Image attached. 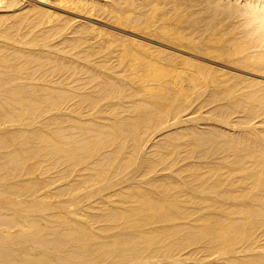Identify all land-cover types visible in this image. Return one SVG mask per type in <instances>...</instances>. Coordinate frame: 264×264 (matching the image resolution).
Segmentation results:
<instances>
[{
    "label": "bare ground",
    "instance_id": "1",
    "mask_svg": "<svg viewBox=\"0 0 264 264\" xmlns=\"http://www.w3.org/2000/svg\"><path fill=\"white\" fill-rule=\"evenodd\" d=\"M262 5L0 0V264H264Z\"/></svg>",
    "mask_w": 264,
    "mask_h": 264
},
{
    "label": "clouds",
    "instance_id": "2",
    "mask_svg": "<svg viewBox=\"0 0 264 264\" xmlns=\"http://www.w3.org/2000/svg\"><path fill=\"white\" fill-rule=\"evenodd\" d=\"M262 11H264V5H262ZM255 23L260 25L261 30H264V15H259L255 19ZM257 35H259V32H257Z\"/></svg>",
    "mask_w": 264,
    "mask_h": 264
},
{
    "label": "rangeland",
    "instance_id": "3",
    "mask_svg": "<svg viewBox=\"0 0 264 264\" xmlns=\"http://www.w3.org/2000/svg\"><path fill=\"white\" fill-rule=\"evenodd\" d=\"M188 57H190V56H188ZM190 58H193L192 56L190 57ZM194 59V58H193ZM196 60H199V59H197V58H195Z\"/></svg>",
    "mask_w": 264,
    "mask_h": 264
}]
</instances>
